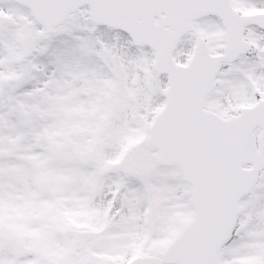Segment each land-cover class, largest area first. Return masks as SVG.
Returning a JSON list of instances; mask_svg holds the SVG:
<instances>
[{
	"label": "snow or ice",
	"instance_id": "6c2138e0",
	"mask_svg": "<svg viewBox=\"0 0 264 264\" xmlns=\"http://www.w3.org/2000/svg\"><path fill=\"white\" fill-rule=\"evenodd\" d=\"M0 264H264V0H0Z\"/></svg>",
	"mask_w": 264,
	"mask_h": 264
}]
</instances>
